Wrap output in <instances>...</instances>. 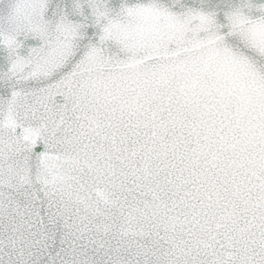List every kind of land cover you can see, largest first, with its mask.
Here are the masks:
<instances>
[{
  "label": "water",
  "instance_id": "1",
  "mask_svg": "<svg viewBox=\"0 0 264 264\" xmlns=\"http://www.w3.org/2000/svg\"><path fill=\"white\" fill-rule=\"evenodd\" d=\"M0 264H264V0H0Z\"/></svg>",
  "mask_w": 264,
  "mask_h": 264
}]
</instances>
